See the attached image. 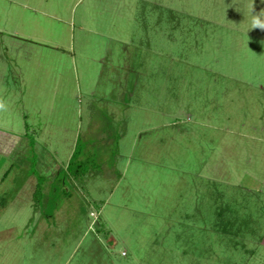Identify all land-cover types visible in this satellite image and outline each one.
Here are the masks:
<instances>
[{
    "label": "rangeland",
    "instance_id": "obj_1",
    "mask_svg": "<svg viewBox=\"0 0 264 264\" xmlns=\"http://www.w3.org/2000/svg\"><path fill=\"white\" fill-rule=\"evenodd\" d=\"M260 11L0 0V264H264Z\"/></svg>",
    "mask_w": 264,
    "mask_h": 264
},
{
    "label": "clouds",
    "instance_id": "obj_2",
    "mask_svg": "<svg viewBox=\"0 0 264 264\" xmlns=\"http://www.w3.org/2000/svg\"><path fill=\"white\" fill-rule=\"evenodd\" d=\"M264 17V11H260L258 14L253 16L252 19V27L254 29H260L261 31H264V19H261ZM7 111V105L5 101L0 98V112H6Z\"/></svg>",
    "mask_w": 264,
    "mask_h": 264
}]
</instances>
